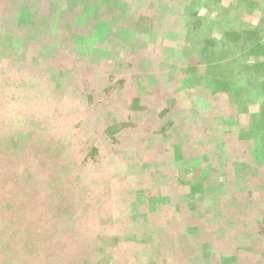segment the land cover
<instances>
[{"label": "trees", "instance_id": "1", "mask_svg": "<svg viewBox=\"0 0 264 264\" xmlns=\"http://www.w3.org/2000/svg\"><path fill=\"white\" fill-rule=\"evenodd\" d=\"M43 1V3L42 0L35 1L33 13L43 14L42 19L46 21L47 28H32L28 33L23 31L22 28L25 27H11L13 26L11 21L14 17L18 18L19 14L14 11L15 9H10L11 4L4 6L9 7L5 16L7 25L5 28L13 30L11 35L4 36L13 38L16 33L20 34L19 39H12L19 41L20 54L17 56L16 50L8 51L9 54H13L12 57L17 56L16 60L8 57L0 61V75H3L2 78L7 83L11 82V86L14 85L17 90H3V93H0V115H5L4 119L0 118V221L17 222L32 228L38 225L40 230L45 229L48 233L51 229L58 234L62 230L65 231L63 236L66 239L69 236L81 239L82 243L79 240L71 244H67L68 241L64 239L59 245L61 252L82 254L81 257L85 260L80 264H149V256L146 257L144 250L151 252L152 256L156 253L163 263L170 261L171 264L172 258L168 257L171 254L169 246L175 241L176 233L174 236L168 235L165 223L170 219L172 222H169L177 227L181 219L195 221L186 202L189 201L190 195H181L185 202L175 200V195H167L171 196L169 197L171 202L169 200L167 201L169 203L162 206L164 203L161 201L162 198H155L156 190L160 193L166 190V179L161 178V171H167L170 158L162 159L160 163L156 159L153 160L155 156L147 157L144 153L134 158L137 155V147L140 152L151 137L156 138L155 140L168 137L170 133L168 130L180 123L179 126L183 125L185 128L178 126L169 137L172 139L175 135L180 137L187 128L194 130L186 139L187 144L193 147L195 144L192 140L197 141L198 149L193 154H188V158L197 159L191 164L200 162L203 167L206 158L209 167L211 165L214 169L212 174L225 173L226 177L235 182L230 188L226 182H220L222 189L224 187L226 189L220 192L221 200L217 201L218 205L225 204L228 209L230 206L233 212H240L239 208H246L245 202L251 195L248 193L249 184L255 185V188L259 185L256 194L261 196L259 193L264 192V12L255 21L252 16L254 22L251 21V27L235 28L223 24L218 42L212 37L204 36L197 14L190 11L195 0H190L192 3L188 5L190 9L182 13L193 18L188 16L184 19L183 46L176 38L172 40L175 51H172L171 55L156 53L154 47L151 50L148 48L143 50L144 53L150 51L148 54L153 61V66H150L153 68L149 71H159L165 75L156 80L155 85L158 88L155 96L148 100L143 97V92L134 90L137 94H133L128 105L132 114L149 111L153 118L157 117L162 122L144 125L140 131V126L137 127L136 123L130 121L111 125L101 121L98 125H90L87 122L83 123L81 119L85 118L81 117L68 123V113H65L63 123L66 128L62 133L56 131L59 128V124L55 122L59 118L58 103H49L44 108L45 105L41 106V103L37 102L47 99L42 98L43 94L37 95L39 100H33L32 97L37 99L34 95L25 97V94L34 91L32 87L18 93V89L23 87L24 80H30L35 84L34 81H38L34 64H40V57H45L52 50L54 37L52 31L56 14H60L59 19H65L64 21L71 26L74 21H83L79 26L84 34L78 36L90 35L91 32L90 36H94L91 41L95 39L88 47L93 48L95 60L99 58L96 66L103 67H106L105 56L111 54L109 51L111 47L106 46L102 49L103 46H97L101 40L109 43L118 37L124 44L125 52L126 48H131L133 52L132 48L138 47L141 40H148L150 43L153 36L159 40L165 29L160 28L161 23L155 28L156 23L152 16L144 19V15H135L136 12L134 14L133 10H130L127 17L123 15V9L129 5L125 0H106V4L102 5L99 12L97 3L91 0H77V3H70L75 0ZM144 1H139V4ZM154 1L157 3L152 0L148 5L152 4L158 17L162 19L161 10L167 9L169 2ZM220 2L221 0H213L212 4ZM234 2L242 10L243 6L245 9L248 7L251 15L254 14L250 7L254 0ZM115 3L118 5L115 6ZM44 4L47 5L42 6ZM107 4H110L109 7ZM54 6L57 9H54ZM207 6L209 3H206ZM135 11L139 12V8L137 7ZM98 22H100L98 29H104L105 33L101 35V39L96 36L97 32L94 29ZM170 34L166 33V36ZM177 37L180 38L179 35ZM46 41L48 42L45 43ZM54 59L55 57H49L46 61L47 69L55 63ZM57 62L60 64V61ZM22 74L24 78H20ZM140 80L149 83L148 75L142 74ZM127 82L132 85L135 81L131 76ZM78 83L77 81L76 84ZM170 83L180 98L181 96L186 98L183 99L185 102L183 109L176 106L177 98L173 97L172 92H167V97L162 93L164 91L161 85L168 88ZM179 83L186 87L180 86ZM77 94L80 95V92L77 91ZM255 97L261 99V107L257 114L249 112V102ZM74 98V94L70 96V99ZM24 100L25 105L22 104ZM56 100L53 95L52 101ZM47 101L49 102V99ZM175 112L178 115L174 119L169 117ZM236 117L238 123L233 124ZM137 131L143 135L142 138L134 135L138 133ZM126 137L131 138L134 149H130L128 141L122 142V138ZM142 164L150 167L147 173L140 169L139 165ZM191 168L196 171L194 166ZM243 168L248 174L252 171L250 174L254 173L259 182H255L248 174L243 179L239 172ZM190 178L184 175L178 177L174 183L180 186L185 183L189 185L192 183ZM241 178L242 181L238 184L236 179ZM159 187L161 188L157 189ZM130 193H132L130 197L125 196ZM17 197L26 199L24 208L18 209V202L15 203ZM121 202H125L126 207H123ZM66 205L75 206L76 211L69 219L75 220V223H66L65 226L60 222V218ZM150 208L160 209L163 216L159 223L165 224L163 228L166 235L151 229L154 220L151 221L148 214H141ZM262 209L264 204L259 203L255 213L250 210L251 213L248 214H251L252 219L259 217ZM201 210L204 214L205 209ZM233 214H230V217L222 215L216 218V224L212 228L217 231L216 229L227 227L229 221H237L239 225L244 221L243 225L246 224L245 221L250 220L248 217ZM41 220L42 224L37 223ZM200 228L206 232L213 231L210 227L207 228V225ZM118 230H122L126 235L137 234L136 238L132 235L131 241L120 243L121 235ZM260 230L259 234L264 237V227ZM35 231L37 230L33 228L32 235H27L23 239L15 238L21 244L20 252L25 256L22 264L30 263V260L39 261L38 258L43 252V240L35 235ZM1 232L0 245L7 238V234L4 236ZM225 237L230 241L232 239L230 233H226ZM218 246L220 249L222 245ZM208 249H203V252L215 258L212 254L217 256V252ZM92 255H99L100 258L96 259L91 257ZM92 259H95V262ZM174 259V262L177 261L175 264H188L184 253H177Z\"/></svg>", "mask_w": 264, "mask_h": 264}, {"label": "rangeland", "instance_id": "2", "mask_svg": "<svg viewBox=\"0 0 264 264\" xmlns=\"http://www.w3.org/2000/svg\"><path fill=\"white\" fill-rule=\"evenodd\" d=\"M35 1L36 0H0V61H4L8 57L9 59L12 58L13 60H16L15 57L19 56L20 54V52H18L19 41L12 40L13 38L19 39L20 34L16 33L13 38L4 36L6 34L11 35L13 33V30L11 31L10 29L5 28V26H7L5 23V16L8 13L9 7L5 8L4 6L11 4L10 9H15L14 11L19 14L18 18L14 17V19L11 21V25H13L11 27H25L22 29L25 33H28L30 30H32V28H47L46 21L42 19L43 14L38 12L33 13L35 11L33 10V7L36 6ZM91 1H95L97 3L96 5L98 6V12L102 10V5L106 4V0ZM125 1L126 3H129L130 6L127 5L123 9V15L127 17L130 10H133L134 14L136 12L135 15H144V19L145 17L149 19L150 16H152L153 21L156 23L154 27L156 28L157 24L161 23L160 28L165 30L160 35L161 38H159V40H157L155 36H153V40L150 43H148V40H141V44L138 47L132 48L133 52L131 48H126L127 51L125 52L124 44L121 43L118 37L112 39V41L109 43L108 41L101 40V42L97 43V46H103L104 48L102 49H105L106 46L111 47L109 49L111 54H106L107 56H105V63L103 62L106 64V67H103L102 65L96 66V64H98L99 58L98 60H95L96 57L93 56V54L95 55L93 48L90 46L88 47V45L95 39L94 38L91 41V38L94 37L90 36L91 32L90 35L86 34L78 36V34H84L79 26L83 24V21H74V24L71 26L64 21L65 19H59L58 15L60 14H56L57 16L55 17L56 21H54L53 31L51 29V31L54 33L52 50L47 53L45 57H40V64H34V68L37 69L36 74L38 76V81H34L36 82L35 84L30 80H24L22 82V89H18V93H20V91L25 92L30 87H32L31 89H34V91H32V93L28 92L25 94V97L28 98L29 95L31 97L34 95L37 97V99L32 97L33 100H39L37 95L43 94L42 98L47 99L43 102H37H40L41 106L45 105L44 108H46L49 103H58L59 118H57L55 122L59 124V128L56 131H61L62 133L65 132L66 126L63 123L65 113H68V123L77 121L78 118L81 117L85 118L81 119L83 123L87 122L90 125H98V123L101 121H105V123L109 125L130 121L131 123H136L137 127L140 126V131L144 125L147 126L152 125L153 123L157 124L156 122H162V120L158 119L157 117L153 118V115L150 114L149 111L132 114L128 109V105L130 103V99L133 97V94H137V92H135L137 90L138 92H143L142 95L145 99L152 100L155 96L154 94L157 90L156 88H158V86L155 85L156 80H158L159 77H165V75L160 74L159 71H149V69L151 70L153 68L150 67L153 66V61L150 60V55L148 54L150 51L144 53L143 50L146 48L151 50L154 47L156 53H169L171 55V53H173L172 51H175V45L172 40H176V38L180 40L179 43L183 46L182 34L184 31V19L188 16L189 18L192 17L190 15H182V13L185 10H189L190 8H188V5H191L192 3L190 0H163V2H169V5L167 6V9L161 10V19L154 11L153 5H148V3H150L152 0H145L142 4H139V1L141 0ZM43 2L44 1L42 0V3ZM153 2L157 3L154 0ZM240 2L243 5V2ZM70 3H77V0ZM206 3H209V6L206 7ZM212 3L213 0H195L190 11L197 14V19L199 20L200 28L203 30L202 32L204 36L209 38L212 37L218 42L220 41L219 34L222 30L221 28L223 27V24H227L229 26L232 25L235 28H245L247 26L251 27V21L258 19L259 15L264 12V2H260L259 0H254L253 5L250 6L253 9L252 12L254 11L253 15H251L249 12L248 7L245 6L247 8L245 9L243 6L242 10V8L239 7V5L234 2V0H221L220 3ZM115 4V6L118 5L117 3ZM45 5L47 4L42 6ZM109 5L110 4H107V7H109ZM137 7L139 8V12L135 11ZM54 9H57L56 6H54ZM252 16H254V19ZM99 24L100 22H98V25H96L94 29L97 32L96 36L101 39V35H105V33L103 32L104 29H98ZM145 26H148V24ZM166 33L171 34L170 36H166ZM73 34L75 36H72ZM178 35L180 38L177 37ZM185 44H187V42H185ZM12 50H16L15 53H17V56L14 55V57H12L13 54H9L8 51ZM64 51H66V55H64ZM34 52L37 53V51ZM175 56L177 55H174V57ZM49 57H55L56 60L54 59L55 63H52V66L47 69L45 64L47 63L46 61L49 59ZM69 59L71 60L69 61ZM24 61L25 60H23V63ZM57 61H60V64H58ZM100 62H102V60H100ZM11 72L13 73V69ZM142 74L148 75L149 83H144L140 80ZM131 76L135 81L132 82V85L128 84L127 82ZM177 76H179V73ZM2 77L3 75H0V93H3V90L6 91L11 89L17 91L13 87L14 85L11 86V82L7 83ZM21 77L24 78V74H22L20 78ZM77 81L79 82L78 84H76ZM180 86L186 87L183 84H180ZM76 88H78V90ZM161 88L162 91H164L162 93L166 97L168 94L167 92H172L174 95L172 96L177 98L176 106H180L182 109L184 108L185 102L183 99L186 98H183L182 96L180 98V96L176 93V89L171 83L169 84L168 88L167 86L163 85H161ZM77 91L80 92V95L77 94ZM73 94L75 95L74 100L70 99V96H73ZM53 95L57 99L56 101H52ZM48 99L49 102L47 101ZM260 100L261 99L259 97H255L254 99L250 100V113L257 114L259 112V108L261 107ZM11 101H13V98ZM25 102V100L22 101V104L25 105ZM153 111L155 110L153 109ZM177 112L173 113V115H170L169 117L174 119V117L178 115ZM62 115L63 117H60ZM0 118L1 120L4 119L5 115H0ZM236 123H238L237 117L234 119L233 124ZM240 123L247 124V122L243 121H240ZM179 125L180 123L177 126H174L171 130H168L170 131L168 137L158 140H155L156 138L151 137V140L146 143V146L142 147L140 152H138L137 147V155L134 157L137 158L142 156L144 153L147 157H149V155L152 157L155 156L156 158L153 157V160L156 159V161L159 163L162 159L166 160V158H170L167 171H161V178L163 180L166 179V190L163 193H160L159 190H156L157 196L155 198H162L161 201L164 202L162 203V206L165 205V203H169L167 201L170 200L169 197L171 196L167 195H175V200L182 202H185L186 200L184 197L182 198L181 195H190L188 199L189 201L186 202L188 204V208L193 214V217L195 218V221L181 219V223H179V226L177 227L172 225V221L170 219H168L165 223L168 228V235L170 234L171 236H174L176 233V236L174 237L175 241L169 246L171 249V254L168 257L172 258L171 264H175L177 262H174V257L177 253H184L188 264H264V250L262 249L264 248V237L259 234L261 231L260 229L264 227V209L260 211L259 217H255L253 219L251 214H248L251 213L250 210H252V213H255L256 209L259 207V203L264 204V192L259 193L261 196H257L256 192L258 191L257 187L259 185H256L255 188V185L249 184L248 193H251V195H249L245 202L246 208L238 207L241 209L240 212H233L230 206L228 209V206L226 207L223 203V205H218L217 201L221 200L219 198L221 195L220 192L226 189V187L223 188L224 190L222 189L220 182H226L228 188L232 187L235 182L230 177H226L225 173H217L216 175L212 174L214 169L211 165L209 167L207 164L208 159L206 158L204 159L205 163L202 164L205 165L203 167H201L200 162L199 164H191V162H196L197 159L190 157L188 158V154H193L198 149L196 144L197 141L192 140V142L195 144L193 147L187 144L186 139L192 135V132L194 133V130L192 128H187L180 137L177 135H175L173 139L169 137L170 134L173 133L172 131L177 129ZM242 125L240 126L242 127ZM179 127L185 128L183 125ZM134 135L137 138L143 137V135L139 134V132ZM124 140L128 141L131 147L130 149H134L135 146L133 147L131 138H122V142ZM22 148L24 149L23 146ZM117 151L118 150H116V152ZM191 166H194L196 171L192 170ZM139 167L144 173H147L150 170V167L146 164H142L141 166L139 165ZM244 169L245 168L241 169L242 171L239 170L243 179L248 174V172L246 173ZM197 171H200V173ZM251 172L252 171L249 172L248 176L250 175L255 182H259L256 175H254V173L251 175ZM184 175L190 176L192 183L189 185L185 183L186 185L184 184L183 186L175 185L174 182L177 180V178ZM242 178L241 180L236 179L238 184H240ZM231 182L233 184L230 185L229 183ZM161 187L164 188V186ZM161 187L157 189H160ZM242 190L243 187L240 188V191ZM124 193L126 192L124 191ZM131 194L132 193L129 195L125 194V196L130 197ZM15 203L18 204V209L24 208L26 205V199L17 197ZM121 205L126 207L125 202H121ZM147 206L149 207L150 205ZM202 208L205 209L204 214H202ZM75 211V206L66 205L64 207L63 216L60 218V222L63 225L65 224V226L66 223H75V220H69L71 219V214ZM232 213H234L233 215L236 216L238 215L241 217H248L250 220L245 221L246 224L243 225L242 223L244 221H242L240 225L237 224V221H229V223H227V227L224 229H216L217 231L212 228V226L216 224V218L221 217L222 215H229L230 217V214ZM141 214H148V216L151 218L150 220H154L152 221L153 226L151 229H156L157 231H161V233L166 235V232L163 228L165 224L159 223L163 216L161 215L159 208H150ZM255 220H257L256 224L254 223ZM37 223L42 224L43 220L37 221ZM205 225H207V228L210 227L213 229V231L206 232L201 230L202 228L200 227H204ZM33 228L37 230L35 231V235H38L40 240H43V252L41 257L38 258L39 261L32 262L30 260V263L28 262L27 264H80L85 260L84 257H81L82 254L80 253L76 254L71 252L68 254L59 250L61 248L59 245L64 239L68 241L66 242L67 244L77 243L79 240L82 243L81 239H77L74 236H69L66 239V237L63 236L65 231L63 232L62 230L58 234L54 233L52 229L49 233L45 229L40 230L38 225L33 226ZM33 228L32 226L20 225L19 223L17 224V222L3 223L0 221V231H2L1 235L5 236L7 234L6 240L2 243V245H0V264H22V261L24 260L23 257L25 256L20 252L21 244L18 242V240H15V238L23 239L25 236L27 237V235H32ZM68 230L69 229H67L66 232H68ZM72 231L74 230L72 229ZM118 231L121 235V240L119 241L120 243H124L129 240L131 241L133 236L136 238L137 235L132 234V236L131 233L126 235V233H123L122 230ZM226 233L231 234V241L225 237ZM218 244L222 245L220 249L218 248ZM206 248H209V251L211 250L217 252V256L211 253L213 256H215L214 258L205 254L203 249ZM144 252L146 257L149 256V264H170V261L163 263L162 259L160 260V257L156 253L152 256L151 252L149 253L147 250H144ZM91 257H95L96 259L100 258L99 255H92ZM92 261L95 262V259H92Z\"/></svg>", "mask_w": 264, "mask_h": 264}]
</instances>
